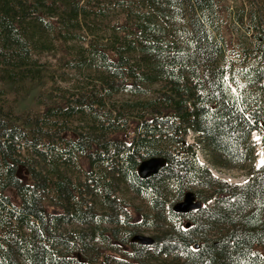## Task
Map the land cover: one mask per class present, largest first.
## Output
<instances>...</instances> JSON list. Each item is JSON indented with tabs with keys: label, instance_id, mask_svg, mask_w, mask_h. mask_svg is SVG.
<instances>
[{
	"label": "trees",
	"instance_id": "16d2710c",
	"mask_svg": "<svg viewBox=\"0 0 264 264\" xmlns=\"http://www.w3.org/2000/svg\"><path fill=\"white\" fill-rule=\"evenodd\" d=\"M225 2L0 0V82L41 80L40 55L61 49L71 84L48 75L34 116L0 100V264H264L251 139L264 137V7L248 0L240 22L254 32L227 51ZM190 131L214 166L248 180L213 175ZM154 156L166 164L142 178ZM188 191L202 207L175 211ZM145 230L151 245L131 240Z\"/></svg>",
	"mask_w": 264,
	"mask_h": 264
},
{
	"label": "rangeland",
	"instance_id": "374dc122",
	"mask_svg": "<svg viewBox=\"0 0 264 264\" xmlns=\"http://www.w3.org/2000/svg\"><path fill=\"white\" fill-rule=\"evenodd\" d=\"M257 1V0H254ZM259 4L264 7V0H258ZM226 18L222 28V35L225 40V45L227 51L232 49H237L240 45L247 44L250 41L251 35L254 32L253 29H249V22L245 18L246 25L240 22V17H242V11L245 12L250 10L254 4H250L248 0H226ZM260 7V6H259ZM115 18L112 15V19ZM64 58L63 52L61 49L55 50L52 52H45L40 55V61L43 63L44 69V78L41 80H27L21 88L18 90L12 84L1 81L0 90L4 91V94L0 96L2 103H5L6 106H11L18 115L22 116H34L41 113L44 109V106L49 102L48 89H46V80L49 77L48 75H54L58 85L68 87L70 82H65L62 80V77H67L68 73L66 70H63L60 67V62ZM126 98V97H125ZM0 102V103H1ZM251 139L255 144L256 150V159L254 162L255 167L264 162V137L263 134L259 131H254L251 135ZM187 142L192 143L196 147V153L198 159L206 164L213 175L219 177L220 179L230 182V183H244L248 180V175L246 170L240 169H223L214 166L208 158V155L205 149L198 143V136L195 132L190 131L187 136ZM261 161V163L259 162ZM28 170L24 167H20L18 170V175L21 178L27 177ZM31 178V177H30ZM6 193L9 195L11 201L14 204L20 202V198L16 192V189L10 187L6 190ZM133 203L140 206L142 210H149L148 203L143 199L130 195ZM129 199V198H128ZM140 234H146L149 236L153 235L151 230L140 231ZM107 244H102L101 247H106ZM119 247V248H117ZM117 250L127 249L126 245L117 244ZM264 251V248H263Z\"/></svg>",
	"mask_w": 264,
	"mask_h": 264
},
{
	"label": "water",
	"instance_id": "95a60500",
	"mask_svg": "<svg viewBox=\"0 0 264 264\" xmlns=\"http://www.w3.org/2000/svg\"><path fill=\"white\" fill-rule=\"evenodd\" d=\"M165 164H166V159L164 157H160V156L150 157L144 159L140 163L138 168V173L142 178H146L157 173L158 170L161 167H163ZM202 205H203L202 201L198 200L194 193L188 191L186 193L185 199L174 205V210L181 213H188L192 210H196L202 207ZM131 240L133 242H137L138 244L151 245L154 242V237L146 234H135Z\"/></svg>",
	"mask_w": 264,
	"mask_h": 264
},
{
	"label": "bare ground",
	"instance_id": "6f19581e",
	"mask_svg": "<svg viewBox=\"0 0 264 264\" xmlns=\"http://www.w3.org/2000/svg\"><path fill=\"white\" fill-rule=\"evenodd\" d=\"M259 162L261 163V161L259 160Z\"/></svg>",
	"mask_w": 264,
	"mask_h": 264
}]
</instances>
